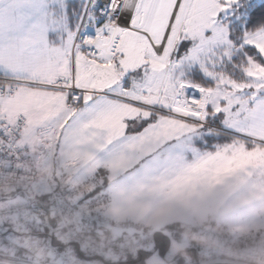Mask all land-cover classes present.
I'll return each instance as SVG.
<instances>
[{"label": "snow or ice", "instance_id": "1", "mask_svg": "<svg viewBox=\"0 0 264 264\" xmlns=\"http://www.w3.org/2000/svg\"><path fill=\"white\" fill-rule=\"evenodd\" d=\"M0 264H264V0H0Z\"/></svg>", "mask_w": 264, "mask_h": 264}]
</instances>
